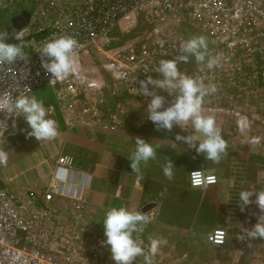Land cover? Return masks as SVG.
Segmentation results:
<instances>
[{
	"label": "rangeland",
	"instance_id": "obj_1",
	"mask_svg": "<svg viewBox=\"0 0 264 264\" xmlns=\"http://www.w3.org/2000/svg\"><path fill=\"white\" fill-rule=\"evenodd\" d=\"M34 2L35 0H0V23L6 25L9 23L10 19L21 10L27 9L30 6L34 8ZM154 9L155 7L152 6H144V8L138 11V14L131 19L133 28L131 33L134 31L140 32V28L143 26V43L145 45L152 44L154 46V50L146 53L139 62V65H148L150 70L145 72L144 76L136 74L135 80L132 81L129 77L132 65H118L117 57L120 56V54L125 56L126 53L129 52L126 48L128 44L133 46L134 53L137 51L135 43L138 40V37L134 36L136 33L131 34L127 32V28L121 25L112 31L108 51L105 53H101V51L93 52V54L90 55L93 60L91 62L82 60L81 65H79V73H77L79 77L71 84L72 87L64 91V93H66L64 98V100H66L65 102H67L70 96L68 94L69 89H75V83H85L88 85L90 82L96 81L98 83L100 81V83H102V90L104 89V95L100 92L93 96H88L84 90H81V95L91 99L92 104L95 103L96 106L98 105V109L99 104L102 109L107 107L104 109L106 116L110 117V115L115 114V118H113L115 122L111 120V118H107L110 123L112 122V125H126L125 118L130 116L129 122L131 121L132 115V120L134 122L145 124L147 122L145 116L147 119L148 115L146 108L148 98L143 97L139 93L137 88L138 81L145 79L147 76H152L157 80L160 79L159 74L156 73V68L162 51L165 50L168 54L167 56L162 55L163 59H173L180 55V46L183 43L172 41L171 38L175 33L183 36L185 41L192 37L203 36L206 39L208 55L216 57L219 60L218 65L212 69H208L204 65L197 64L194 58L189 57L187 63H178V70L194 76L206 86L210 87L215 85L216 91H210L208 95L205 96L201 111L203 115L213 116L215 118L217 126L222 130V135L227 141L226 153L231 152L233 148L229 143L228 135L231 137L230 139L236 141L243 137L244 133H239L240 131L234 128L237 127L236 122L241 116L247 118L249 127H254V133H258V136L261 138V143L259 145H253V148L261 153V159L255 161L256 159L248 158L251 162L242 161L243 163H241L239 167L247 172L255 170V179L246 176L243 171L237 172L238 169L236 168L231 167V170L234 175V180L238 182L240 180L247 181V178L251 179V182L248 183V189H264V141L262 140L264 139V85H258L257 87L255 84V75H258L257 67L264 68V28L249 26L246 30L245 37L233 41L234 46L230 47L227 42L225 45L222 41H215L212 39V35L206 26V17L168 9H160L158 13L148 12ZM153 17H155V20H149ZM47 18L48 20H45L40 13L39 15L32 14L29 21L30 23L25 27L23 34L37 32L51 19L49 16ZM115 37L120 40L116 41ZM154 40L156 41L155 44L153 42ZM172 44H175L177 47L175 49L172 48ZM115 47L119 48L118 51L109 53V51ZM72 76L73 75H70V77ZM241 81H243L245 85H242ZM98 87L100 86L98 85ZM251 87H254L259 93L255 96H251L249 93ZM120 89L124 91L118 92ZM157 92L160 95L168 96L166 92L161 90H157ZM99 95L100 97H98ZM93 100L95 102H93ZM143 107L144 110L141 113L140 108ZM68 122H70V127L76 124L90 126L86 122L73 124H71V121ZM149 123L152 122L149 121ZM186 125L187 123H183L180 126ZM224 127L230 130L226 132L223 129ZM152 128L155 129L154 126ZM180 128L174 125L171 132L178 130L186 133L185 128ZM143 130L148 133L157 132V130H151L149 127ZM167 132L168 131H166V134ZM188 132L194 133V130ZM188 132L187 134H183L188 135ZM240 159L243 158L241 157ZM222 162L226 163L225 159L222 160ZM203 164L204 163H201L198 167L191 168L187 173V179L190 171L193 169H200L205 173H215L218 176V185H216L220 189L211 190L210 188H212V186L208 187V189H194L198 191V193L192 195V212L194 220L196 221V224L192 225V233H190L192 236L190 238L187 236L184 242L177 241V243H174L175 246L170 247L171 249L164 244L168 243L170 239L173 241L175 239L173 237L175 236L174 234H171L172 236L164 235L160 232L156 234V229L150 230L148 227L145 228V239L143 244H141L145 249V254H150L148 251L149 244L154 237L157 236L156 240L160 241L157 252L155 255L151 256V264H264V239L257 238L253 240L248 238L250 242H245L244 244L241 242L240 238L235 235L237 227L246 230L256 223L259 209L255 204H251L247 206L243 212H241L240 209L236 210L233 208H230L228 211L217 208L219 211H215L214 214H212V210L208 211L210 208L209 204L214 206L211 202V197H213L217 206L219 205L220 207L225 201L230 203L237 198L235 197L236 195L227 197L224 195L223 186L225 183L220 184V181L224 178L225 170L219 169L218 172L217 170L210 171L201 167ZM256 170L259 171L257 174ZM250 174L251 173L248 175ZM244 175L247 178L244 177ZM216 185L213 186L216 187ZM227 190L230 191V189ZM231 198L233 200H231ZM89 204H86L89 206L87 212L84 211L90 218L96 221V223H101L100 221L102 219L98 216L95 217L96 212L94 214V209L90 208L91 206ZM58 205L61 206L60 208L64 213V217L69 223L68 227L70 229L76 227V223L71 222L68 215L74 214L72 215L73 217L77 215V211L72 203L61 201ZM29 210L35 212L37 215H41L42 218L47 217L49 214H54L49 212L46 214L47 216H43L42 211L31 206H29ZM225 217H229V220L225 221ZM237 220L242 223L238 224ZM99 227L103 228V225ZM215 227H224L227 231V235H230L229 243H231V247H228V242L222 246H214L211 241L207 239L208 233ZM148 230L149 232H155L156 236H147L146 232ZM99 237H104L103 233L100 234ZM95 239H98L96 235L92 238L90 237L88 245L96 248L94 243ZM77 245V242L69 241L67 243V248L72 247L73 250L76 251ZM163 246L166 248H163ZM173 251L178 252L173 253ZM90 252L91 254L95 253L97 257V249H91ZM188 252L192 254L185 257ZM110 256L111 255H107L105 259L107 262L111 261V264H115ZM177 257H180L181 260L178 261L180 258ZM99 262L103 263L102 261ZM132 264H145L144 257H136Z\"/></svg>",
	"mask_w": 264,
	"mask_h": 264
},
{
	"label": "crops",
	"instance_id": "obj_2",
	"mask_svg": "<svg viewBox=\"0 0 264 264\" xmlns=\"http://www.w3.org/2000/svg\"><path fill=\"white\" fill-rule=\"evenodd\" d=\"M31 9L32 6L27 8L29 11H31ZM4 26L3 23H0V27ZM141 30L143 31L142 26L140 28V31ZM175 36L178 43H183L185 41V38L178 33H175ZM98 83L102 84L100 81ZM47 88L52 91L57 102L53 89L48 85L36 88L34 96L38 99L46 100L44 95L38 97L36 91L38 89L44 90ZM121 91L124 90L120 89L118 92ZM65 94L66 93H63L61 99V107L71 109L67 103L68 101L65 102L66 100H64ZM68 94L70 95L69 92ZM163 96L166 101L170 100L168 96ZM98 97H100V95ZM93 102L95 101L93 100ZM93 105L95 107L98 106H96L95 103ZM45 107L49 110L50 118L57 122L58 134L54 139L36 141L34 138H26L20 131L21 128L25 127V124L19 118L16 120L17 129L15 132L12 131L10 126L8 130L4 132V135H0V149H4L8 153L7 163L5 165H0V180L2 184L11 191L24 192L32 190L38 197H41L43 191L48 188L51 173L55 167L56 161H58V157L64 156L68 159V166L70 168L73 170H84L83 172L91 175L90 188L85 198L88 204L90 203V208L94 209V214L96 212L95 217L98 216L100 219H103L104 213L111 207L124 206L130 209L139 208L141 211L144 204L152 202L154 203V207L143 212L150 218L147 227L150 230L156 229V234L157 232L168 236L174 234L175 236L173 237L175 239L173 241L170 239L168 243L164 244L168 248L175 246L174 243H177V241H186L187 236L190 238L192 236V234H190L192 233V225L196 224L192 212V195L198 193V191L194 189L205 188H194L189 186L187 173L191 168H196L198 165H201V163H204L205 165L203 164L201 167L207 170H217V172L219 169L225 170L224 178L220 181V184L225 183L223 186L224 195L225 197L236 195L237 201L235 200L230 203L225 201L220 207L219 205L217 206V203H215L213 197H211V202L214 206L209 204L210 208L208 211L212 210V214H214L215 211H219L217 208L225 211H228L230 208L236 210L240 209L237 206L240 204V191L250 190L248 189V183L251 182V179H248L246 176L253 179L256 177L255 170L247 172L239 167L241 163H243L242 161L251 162L248 158L256 159L255 161L261 159V153L253 148L255 144L249 143L246 139L258 136V133H254V127H249L244 132H241L238 127H234L237 131H240L239 133H244L243 139L240 138L236 141L230 139L231 137L228 135L229 143L233 148L231 152L222 155L219 163H214L205 160L202 155H197L194 150L188 149L187 145L182 142L175 141L176 134L180 133V135H185L188 131H193L190 122L187 123L186 126H180L186 129V133L174 130L175 132H167V134L166 130L163 129L156 133L144 131L143 129L147 127H149V129L151 128V130H156L152 128L154 125L146 120L145 115V120L147 121L145 124L134 122L132 120V115L131 121L129 122L130 116L125 118L126 125H112V122H107L106 126L91 124H89L90 126H85L76 124L70 127L65 122L64 116L58 105L61 118L65 124V128L61 129L53 105L46 104ZM99 108H101L100 104ZM106 108L107 107H104L103 109ZM140 109L142 113L144 107ZM223 129L226 132L230 130L226 127ZM195 134L199 135L197 133ZM136 137L150 142L156 149L155 158L142 166L141 174L139 175L131 171L130 161L127 159L130 157L135 147L134 140ZM262 140L264 141V139ZM241 157L243 159H240ZM224 159L228 165L222 162ZM169 160L174 164V175L171 180L166 178L162 172V168ZM231 167L238 169L237 172L243 171L247 181L240 180L238 182L234 180ZM258 172L259 171L256 170V174ZM249 173L251 174L248 175ZM217 185L216 187L212 186L210 189H220ZM206 188L208 189V187ZM227 189H230V191ZM51 213H54L53 210ZM60 215L64 217V214ZM68 215L70 221L76 223V228L83 223V219L80 215H75L74 217L72 216L74 214ZM227 220H229V217H225V221ZM237 222L238 224L242 223L238 220ZM241 230V228L237 227L235 235L239 237L244 244L245 242H250L248 237L243 236L245 230ZM156 234L155 232H149V230L146 232L147 236L153 235L154 237ZM229 236L230 235H227L226 244L228 242V247H231ZM156 238L157 236L154 237V239ZM163 248L166 247L163 246ZM176 252L178 251H173V253ZM191 254V252H188L185 257ZM180 260L181 258L178 261Z\"/></svg>",
	"mask_w": 264,
	"mask_h": 264
},
{
	"label": "built area",
	"instance_id": "obj_3",
	"mask_svg": "<svg viewBox=\"0 0 264 264\" xmlns=\"http://www.w3.org/2000/svg\"><path fill=\"white\" fill-rule=\"evenodd\" d=\"M144 6L155 7L154 10H149V13H158L160 9H168L188 12L197 16H204L207 21L206 26L215 41L231 43L235 40L244 38L249 26L264 28V0H35V15H39V12L43 15L46 14L53 20V23L51 27L45 28L47 33L42 40H32L30 42L29 48L31 50V55L26 61H20L13 64H0V95L5 93H11L13 96L18 95L25 90V85L32 90L27 94L32 95L34 87L45 80L47 81L46 85L53 89L59 109L68 125H70V122L68 121H71V124L86 122L91 125L106 126L107 122L110 123V121L107 119L109 116H106L104 109H98L92 104L91 99L81 95V90H84L88 96H93L100 92L104 95V90L100 91L98 89V83L96 81L90 82L88 85L85 83H76L75 87L77 90L69 89L70 96L67 99L68 105L71 109L62 108L60 103L63 93L66 89L68 90L69 87H72L71 84L75 82L78 75L74 73L71 74L73 75L72 77L69 75L63 79L49 80L50 76L46 74L40 66L41 58L38 51L46 42L54 38L71 36L75 38L80 45L76 50L78 64L79 59H85L88 62H91L93 60L88 56V51L90 50L93 54L92 42L96 37V24L94 18L98 17L99 21H106L109 20L110 17L116 21V17H119V20H125L122 25L127 28V32L131 33V31H133L131 24L133 13ZM50 10H52V12ZM154 18L155 17L150 18L149 20L153 21L155 20ZM133 33H136L134 36L138 37V40L135 43L137 51L134 53L133 46L128 44L126 48L129 52L126 53L125 56L120 54V56L117 57V63L119 66L127 64L132 65L129 75L132 81L135 80L136 74L144 76L145 72L150 70L148 65H139V62L146 53L154 50L152 44L145 45L143 43L142 35L144 34V28L143 31H134L131 34ZM19 36L24 39L25 34H23V31H20ZM115 39L116 41L120 40L116 37ZM171 39L173 42H177L175 34ZM153 42L154 44L156 43L155 40ZM26 43L27 42L24 44ZM176 47L175 44H172V48L175 49ZM102 49L104 48L99 46V50ZM118 49L119 48L115 47L110 50L109 53H115ZM162 55L167 56L168 54L165 50L162 51L159 59L163 58ZM25 76L26 78L22 81V78ZM241 83L242 85H245L243 81H241ZM249 93L251 96H255L259 92H257L254 87H251ZM4 115L7 114L5 113ZM0 116H2V114H0ZM110 118L113 120L115 114L110 115L109 119ZM113 121L115 122V120ZM68 164L69 161L66 157H58V161H56L55 167L52 170L47 189H54L55 191H58V193L43 191L41 197H38L32 190L24 192L8 190L0 182V233L3 227H10L12 224L16 223V221L10 217L13 215L17 216L19 213L17 209L23 205L34 207L37 210H53L54 214H49L45 218H40L46 226L44 229H46L47 240L54 237L53 228L50 226V222L54 219L60 220L62 230H70L68 227V221L65 217H61L60 215L64 213L60 208L61 206L58 205L59 202L66 201L72 203L77 211V215L85 216L84 218L89 217L86 213L89 207L86 205L88 202L87 199L84 198V192L86 189H82L83 186L80 185L81 178L78 176L72 177V186L68 189L73 190H66L65 178L68 173ZM201 172L205 173L203 171ZM81 177L89 182L90 176L86 173H81ZM207 177L210 176H206L204 181L210 182L207 180ZM189 182L190 184L192 182L193 187H199L201 185L194 184L191 173H189ZM78 189L79 193L77 196L76 191ZM80 196L82 198H80ZM25 220L30 221L33 225L32 230H30L26 237L29 241L25 242L27 245H30L31 242V245L24 248L15 247L9 243L10 237H6V241L0 235V264H11L9 252L13 249H15L17 254L16 258L18 260H21L24 253L27 254L29 252L33 253L38 251L35 247V245L38 244L35 235L37 230L41 227L36 226L35 219L25 218ZM25 220H23L24 223L18 222V227L23 229L28 227ZM147 226L148 224L145 227ZM96 232L97 230L93 229L89 236L92 238ZM63 239L67 243L69 241L74 242L73 238L64 237ZM207 239L213 242L215 241L217 245L226 244L227 231L224 228H215L208 233ZM75 242L78 243L76 251H78V248H81L84 251H86L85 247L93 248L88 245L86 238L80 233L76 236ZM60 243L61 242L54 243L57 250L50 256L58 257L59 255H62L60 257V259L63 260L61 261L62 264H73L74 262H72L68 256L67 259L64 257ZM94 243L99 255L96 257L95 264H99L98 261L109 264L105 259L107 255H111L108 247L103 245L100 239H95ZM67 249L73 250L72 247H68ZM22 253L23 255L20 257V254ZM33 257L34 256L25 258L20 264H49V262L43 259L39 260V262H34L32 261Z\"/></svg>",
	"mask_w": 264,
	"mask_h": 264
},
{
	"label": "clouds",
	"instance_id": "obj_4",
	"mask_svg": "<svg viewBox=\"0 0 264 264\" xmlns=\"http://www.w3.org/2000/svg\"><path fill=\"white\" fill-rule=\"evenodd\" d=\"M13 35L16 43H7L8 33L0 31V64L26 61L28 57L24 52L23 38L15 33ZM79 47L75 38L60 36L46 42L40 48L38 51L41 58L40 66L50 76L49 80L63 79L79 72L76 51ZM179 53L180 55L173 59L159 60L156 68L159 80L147 76L138 81L139 93L148 98L146 120L152 122L157 131L163 129L168 132H171L174 125L180 128L181 124L190 122L194 133L199 135L189 132L188 135L176 134L175 141L187 145L188 149L194 150L197 155H202L205 160L219 163L222 155L226 153L227 141L222 135V130L217 126L215 118L205 116L201 111L205 96L210 91L215 92L216 87L215 85L206 86L202 81L178 70L177 67L180 62L187 63L189 57L208 69L217 66L219 60L208 55L206 39L203 36L184 41ZM25 78L26 76L22 78V81ZM24 89L15 96L11 93L0 95V114L3 115V120H0V131L4 135L9 128L8 121L11 120V129L15 132L16 120L19 118L25 124L20 131L26 138H34L36 141L54 139L58 134L57 122L50 118L49 110L46 109L44 102L34 95H28L27 93L32 91L28 86L25 85ZM157 90L166 92L171 99L166 101ZM236 123L241 132L249 128V122L244 116H241ZM247 140L255 145L261 143L259 136H253ZM134 144L135 147L127 159L130 161L131 171L139 175L142 166L155 158L156 149L150 142L139 137L135 138ZM7 160V151L0 149V165H5ZM173 169L174 164L171 160L167 161L162 168L164 176L169 180L173 178ZM190 173L195 185L204 182L200 169ZM207 180L213 182L214 177H207ZM239 201L240 204L237 206L241 212L251 204H255L259 209L256 223L247 228L243 236L253 240L264 239V189L242 190L239 193ZM101 221L105 237L102 244L108 246L115 264H132L136 257L141 256L144 257L145 264H151V256L157 252L160 241L151 240L148 250L150 254H145L141 243L134 238V234L143 232L144 227L150 222V218L145 213L139 208L111 207L106 210Z\"/></svg>",
	"mask_w": 264,
	"mask_h": 264
},
{
	"label": "bare ground",
	"instance_id": "obj_5",
	"mask_svg": "<svg viewBox=\"0 0 264 264\" xmlns=\"http://www.w3.org/2000/svg\"><path fill=\"white\" fill-rule=\"evenodd\" d=\"M34 4H35V2H34ZM114 5H116V4H114ZM114 8H116V7H114ZM143 8L144 7H142L141 9H143ZM141 9H138L137 11H135L133 13L132 17L136 16L138 14V11H140ZM29 12H30L31 15L35 14V7L34 8L32 7L31 11H29ZM39 13H40L41 16L44 17L45 20H48V18H47L48 16L46 14L43 15L41 12H39ZM29 21H30V18H29ZM10 22H11V19H10L9 23L6 24L4 27L8 26L10 24ZM28 22H27V24H28ZM94 22L96 24V37H95V39L92 42V45H93L92 51L96 52L98 50V51H101V53H105L106 51H108V47L110 45L109 44L110 43V35H111L112 31L115 30L116 28H118L119 26H121L122 24H124L125 20H123V19L119 20V17H116V21H114L113 18L109 17V20L99 21L98 17H96V18H94ZM52 23H53V20L50 19L37 32L26 33L25 34L23 42L24 43L27 42L25 44V47H24V52L28 56L27 58H29V56L31 55V50L29 48L30 42L32 40H36V41L42 40L44 38V35L47 33L45 28L46 27H51ZM231 23H234V22H231ZM27 24L24 27L20 28L18 31H16L15 34L19 36L20 35V31L24 32L25 27L27 26ZM13 39H14V35H13ZM14 41H15V39H14ZM17 42L19 43L20 41H17ZM15 43H16V41H15ZM223 43L226 45V42H223ZM228 45L230 47H233L234 46V42L228 43ZM99 46L101 48H104V49L99 50ZM91 54L92 53L89 50L88 51V56H90ZM82 60H85V59H79V65H81ZM78 77H76V78H78ZM46 83H47V81L44 80L41 83L37 84L34 87L33 91H35V89L40 87V86L46 85ZM77 84H79V83H77ZM98 85L100 86V87H98V89L102 90V85L99 84V83H98ZM74 88L77 89L75 86H74ZM32 95H34V92H33ZM4 116L6 117L7 115H4ZM0 120H3V115L0 116ZM8 125H9V127L11 126V120L8 121ZM0 135H2V131H0ZM61 157H64V156H61ZM67 168H68V173H67V177H66L67 179L65 178V185H66V188H67L66 190H68V191H72L73 190V189H68V188H71V186H72V184H71L72 183V177L78 176V177L81 178L80 185L83 186L82 189H86L85 192H84V198H85V195H86V193L88 192V190L90 188L91 175L89 173H86L87 175L90 176L89 177V182H87L86 180L82 179V177H81V173H85V172H83L84 170H73L68 165H67ZM202 175H203L204 178L206 176L214 177V181L213 182L204 181L199 187L194 186V188H206V187H210V186L216 185L218 183V176L215 173H207L206 172V173H202ZM187 181H188L189 186L193 187L192 186V182H191V184L189 182V177H188ZM0 182H1V180H0ZM59 190H65V189H59ZM44 191L58 193V191H55L54 189H45ZM78 193H79V189L76 191V195L77 196H78ZM80 198H82V197L80 196ZM25 206H26V208H25ZM17 210L19 212L18 215L17 216L13 215V216L10 217L13 220H15L16 223L12 224L10 227H3V229L1 230V233H0V235L6 241H7L6 237H10L9 243L12 246L24 248V247H29L31 245V242H30V245L25 244V242L29 241L28 239H26V237L28 236V233L30 232V230H32L33 225H32V223L30 221H26L25 218H27V219H35L36 226L41 227V228H39L37 230V233L35 235V238L38 241V244L35 245V247L38 249V251L37 252H33V253L29 252L27 254L24 253V255L22 253V254H20V257H22V255H23V257L21 258V260H18L16 258L17 254L15 252V249H13V250H11L9 252L11 264H20L21 261L24 260L25 258L32 257V256H34L32 258V261H34V262H39V260L43 259V260L49 262V264H62L61 261H63V260L60 259V257L62 255H59L58 257H51L50 256L53 253H55V251L57 250V247L54 245V243H56V242H61V246H62V249H63L64 257L67 259V256H68L69 259L72 262H74L73 264H86V263L95 264L96 263L95 253L91 254V252H90L91 249H96L95 247H93V248L85 247L86 251H84L81 248H78V251H73V250L67 249V242L63 239L64 237H69V238H73V241L75 242L76 236L78 235V233H80L86 238V241L88 243V241L90 240V236H89L90 234L85 230V228L79 226L78 228L75 227V228H72L70 230H62L61 229L62 224H61L60 220L59 219H54V220H52L50 222V226L53 228L54 237H52L49 240H47L46 229H43L46 226H45L44 222L40 219V218H42L41 215H37L35 212L30 211L28 205H23L22 207L18 208ZM40 211H42V214L45 215V216H47L46 215L47 213H49V212L51 213V210H48V209H42ZM22 219L26 221L27 226H28L25 229L18 227V222L19 223H24ZM145 228L146 227H144L143 232L134 234V238L137 239L138 242H140L141 244H143V241L145 239ZM100 238H105V237H100ZM63 243H64V245H63ZM211 243L214 246H222L223 245V244L222 245H217V243H215V241L214 242L211 241ZM90 247H92V246H90ZM98 263L99 264H106V263H100L99 261H98ZM108 263L111 264V261L108 262Z\"/></svg>",
	"mask_w": 264,
	"mask_h": 264
},
{
	"label": "trees",
	"instance_id": "obj_6",
	"mask_svg": "<svg viewBox=\"0 0 264 264\" xmlns=\"http://www.w3.org/2000/svg\"><path fill=\"white\" fill-rule=\"evenodd\" d=\"M257 71H258V75H255V84L258 87V85L263 86L264 85V68H260L257 67ZM257 77V78H256ZM254 84V85H255ZM36 94L38 97H42V95H44V97L46 98V100L41 99L44 102V105L46 106V104H51L53 105L54 110L56 111V116L57 119L59 121V126L61 129L65 128V124L61 118V113L58 109V105L57 102L52 94V91L50 89H44V90H40L38 89L36 91ZM231 200H233L231 198ZM237 200V199H236ZM235 201V199L233 200ZM52 211V210H51ZM72 215V214H70ZM83 219V223L80 225L81 227L85 228V230L90 234L91 231L93 229L97 230V232L94 234L96 235V237H98V239L100 240H104L105 238H100L99 235L103 233V228H100L99 226H102V221H100L101 223H96V221H94L92 218L88 217V218H84L85 216H81ZM108 247V246H107Z\"/></svg>",
	"mask_w": 264,
	"mask_h": 264
},
{
	"label": "water",
	"instance_id": "obj_7",
	"mask_svg": "<svg viewBox=\"0 0 264 264\" xmlns=\"http://www.w3.org/2000/svg\"><path fill=\"white\" fill-rule=\"evenodd\" d=\"M30 12L27 9L21 10L17 15L11 18L8 26L0 29L2 32L8 33L7 43H14L13 34L20 28L24 27L30 18ZM154 206V203H148L142 207V212H146Z\"/></svg>",
	"mask_w": 264,
	"mask_h": 264
},
{
	"label": "flooded vegetation",
	"instance_id": "obj_8",
	"mask_svg": "<svg viewBox=\"0 0 264 264\" xmlns=\"http://www.w3.org/2000/svg\"><path fill=\"white\" fill-rule=\"evenodd\" d=\"M32 16V15H31ZM31 16H30V19H31ZM0 28H2V27H0Z\"/></svg>",
	"mask_w": 264,
	"mask_h": 264
}]
</instances>
